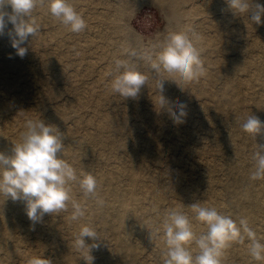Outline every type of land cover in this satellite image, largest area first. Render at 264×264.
<instances>
[{
	"label": "rangeland",
	"instance_id": "obj_1",
	"mask_svg": "<svg viewBox=\"0 0 264 264\" xmlns=\"http://www.w3.org/2000/svg\"><path fill=\"white\" fill-rule=\"evenodd\" d=\"M222 1L225 6L221 13H218L221 21L229 16L227 21L229 25H233L239 17L243 18L248 23L252 22L250 20V13L248 15L246 13L235 15L231 12V15L228 14L227 16L224 12L228 5L226 0ZM99 2L100 0H95L93 3L87 2L86 0H73L74 6L77 10H80L87 22L86 30L82 33H78L80 34V38L82 41L87 39V37L94 38L93 43L89 45L86 50L88 54L92 55V57L97 58L93 63L94 69L90 75H81L82 71L85 69L84 63L86 61L78 59L79 54L77 53V55L75 53V48L70 46L68 43H58V37L62 39L65 36L71 35V31L66 29L62 33L53 34L55 32H52V34H47L45 33V30H47V25L49 24L41 25V34L38 36L37 40L42 41L44 46H46L41 47L44 48L43 50H52L56 54L57 58L55 63L60 67L63 74L62 79H60L57 83H54L53 88L49 87V89H58L60 88V85L65 82H69L71 86H79L81 81L84 80L85 83L90 82L98 76L99 80L94 82L95 92H106V98L101 101L102 105L105 106L107 104L117 113L124 114L128 118V122L130 124L139 122V116L136 114L137 110L150 108L151 102L145 96L140 94H138L135 98H123L112 91L111 81L116 75V73L112 71L114 68V60L120 57L123 58L122 52L125 48L130 47L141 51L151 49L164 41L170 33L180 30L181 27L179 28V24H182L183 28L188 23L184 24L187 21L186 17H182L178 25L176 20H169L171 8L167 5L162 6L149 0H143L140 3H135L133 5L134 7L130 9L123 21L121 20V23H123L124 26L128 25L130 28V44H125L124 46L126 47L123 48L121 52H114L116 45L118 47V43L105 44L103 38L98 36V29L107 35H110L113 32V29L109 28L105 23H101L96 17V11H101V5ZM50 15L51 14L48 11L34 13L35 18L40 21L48 19ZM252 24L253 28L249 31L245 28H240L238 30L239 34H235L234 36L226 30L221 33L224 36V39L230 40V42L234 45L243 44V42L245 43L251 40V38L256 37V35H258L257 38L261 36L259 32L260 24ZM11 28L12 25L9 23L8 29ZM195 32L196 34H202L204 36H209V34L212 33L217 34V31H214L212 28H197V31L195 28ZM215 37L217 38V35H215ZM73 38L75 37L73 36ZM217 40L219 39L217 38ZM3 41H10L7 36V29L5 31V35L0 36V46ZM198 47L202 49L203 60L210 58L211 61L215 62L218 55L216 52L211 51L209 44L202 45L199 42ZM254 48L255 49H253L252 53H250L251 55L256 54L257 50H259L257 47ZM7 50L8 52L0 50V64L5 67L2 68L0 66V105H2V109L0 110V151L10 154L13 144L20 141L21 134L25 131V121L27 119H36L34 118V115L37 112L35 105L39 102L35 97H22L16 90L25 87V89L33 95V93L39 90L41 83L38 81V75L35 71H32L27 75L24 73L26 78L20 77L18 75V67L20 66L18 62L21 57L16 54V50L13 47H10ZM37 50V48L31 47L28 48L27 52L37 54ZM231 53H235V51ZM261 53L262 51H259L256 56ZM40 57L41 54H34L33 57L25 59L22 58L21 61L26 66H33L34 64L41 62ZM204 64L207 72L217 71L216 62H204ZM8 66H12L14 68ZM139 66L144 72H148V66L144 61H140ZM101 68L107 69L98 74V70ZM3 70L8 71V75H5ZM110 72H112V75H109ZM243 74L244 72L241 73V75ZM155 79V76H151L147 85L142 86L141 91L149 94L153 93L155 90ZM222 79L223 74H220L218 79L214 82L208 83L203 77L198 82L182 84L175 88L173 87L170 91H168V94H175L177 97L181 98L187 105V113L190 111L186 118H184V122L179 124L174 123L169 114L161 112L162 117L166 121V125L164 127L162 126V128H159L157 127L158 125L152 129L145 126L142 127V131L144 133L151 132L157 136V143L160 145L157 156L161 159L150 165H147L146 163L144 172L147 176L142 175V177L148 179L152 176L151 172H153V175L155 176L154 181L146 184L148 193L149 191L152 192V190H154V192L161 194L163 199L159 207H154L149 205V198L147 195L143 196V199L140 198L142 199L141 202L143 204L137 208L138 213L145 217L143 221L151 218L153 222L152 224H148L146 222L139 226V237L136 236L135 233L127 234V239L130 244L136 246L138 250L136 256L129 257V264H163L165 258L163 255L159 256L158 254H162L166 250V245L164 240H162L161 244L156 247L155 238L159 236H162L163 238V222L166 213L171 210L170 207H166L167 211L164 214L163 209L165 208L163 206H166L168 202L178 203L177 208L190 217L193 226H195L200 235L206 232L207 228L202 222L197 223L198 220L195 218L192 204H198L201 207L208 208L214 207L219 212L223 206L224 192L230 191L233 185L237 188V190L242 189L238 183L229 181L226 182L228 177L222 171H215L212 178L209 180V175L212 172L207 167L208 164L215 163L217 164L216 167H220L222 165L221 151H218L217 148L213 146V133H216L215 131L221 129L220 127H222V125L218 122V120H215L214 123H210L209 121L203 122L201 120V118L208 120L209 118H215V116H213L214 108L212 106L205 105L203 109H199L197 105L211 100L209 99V95L206 93L195 94L194 89L197 90L201 88L200 86L214 88L221 84ZM165 82L166 80L164 83ZM250 82V85H240L239 87L233 85L235 89L230 90V92L227 93L229 95H226L234 101L237 98L241 99L245 97L246 99L237 103V105L241 109L246 107L248 111L252 112V114L264 122V106L259 110L255 105L257 103L256 99L259 97V94L257 93H259L262 89V85L258 80ZM67 93H69L67 94V97L70 98L73 96L74 92L71 91ZM82 94L83 92L81 95ZM65 95L66 93H63V95L60 96V99H63ZM96 100L97 98L95 95L90 96V105L80 109V117L83 118L88 115L87 113L92 112L91 108L96 103ZM49 103H54V100H50ZM229 108L234 110L229 112L239 114L236 112L237 110L233 105H230ZM71 109H78V106ZM173 109L178 111V108L174 106V103ZM39 119L43 120L44 123L47 124L45 117H40ZM58 130H60L59 127ZM163 130L165 133H163ZM263 137L264 133H261L258 134L255 139L251 137L247 143H242V140L239 139L240 136H238L236 140L233 141V145L243 147L244 152L241 153L240 158H242L243 162L248 165L246 169L249 172L251 169H254L255 162L253 160V155L256 152L257 147L260 145L259 140ZM252 142H255V144H252ZM63 145H65V141H63ZM170 145L172 146L169 147ZM100 149L101 148L99 146L94 145L89 150L84 152L82 150H77L82 152V154L76 162H71L70 164L76 169L78 175H80L81 171H84L93 174L97 178L99 174L98 171L100 170L110 167L113 169L123 168L124 162L120 159V157L127 156V151L113 149L110 145L105 147L103 151H100ZM74 150L75 149L73 148L67 149L66 151L64 149L63 153L58 154L69 163V157L64 155L67 153H73ZM110 151H114V154L110 153ZM229 151L231 152L228 153L233 155L234 158L237 157L236 153H234L232 149ZM101 153H103V155ZM97 155H100L102 158L97 160L92 157ZM134 163L135 161L128 159L127 166ZM248 175L249 173H245L243 174V177L244 179H249L250 186L260 187V180L253 181L248 177ZM118 177V179H112V185L122 187L123 184L125 187L127 185L126 181L129 182L128 177L126 175ZM191 183H193L192 186H190ZM72 187L74 197L79 201H84L78 185L73 184ZM105 187V183L98 181L97 194L102 196L104 193L101 191ZM220 187L223 189L221 190ZM137 195L140 196V192L138 190ZM262 197L264 198V196L258 194V202L262 201ZM84 203L86 205L87 215L86 218L81 221L70 222L68 220V216L71 213V206H69L68 211H63L60 214H45L42 221L36 223H33L28 219L26 212L25 214L19 216L17 219L18 223L12 227L14 235L10 238H0V243H3L1 244L2 246H0V264H28V260L31 257L39 255H43L44 258L49 259L52 264H57L55 263V259H57V256L60 254L58 249L64 245L68 246L70 254L73 258L77 259L76 264L84 262L85 260L83 257H86V252L78 251L74 247L75 235L78 234L80 225L87 222V220H93L88 217L89 205L87 204V201H84ZM252 206L255 207L254 205ZM12 208L13 201L11 199L7 200L2 206H0V209L5 213H10ZM230 209L233 210V207L228 205V211L222 213L230 216L232 214L233 216V212ZM234 209L237 211L235 207ZM245 210H248V214H250L252 207L247 206ZM149 212H153V215L150 216L151 213ZM251 215H253V218L255 219V225L251 228L256 231L258 237L262 238V242H264V206L262 209L255 210V212L251 213ZM233 219L237 222L239 221V219ZM97 220V218H94L92 224L97 229L101 238L95 241L99 247L91 249L90 254L94 257L93 264H118L114 262L116 259V253L111 249L113 241L107 232L102 230L101 226L103 224ZM131 225H136V223L131 222ZM154 226H158V228L154 229ZM9 227H11V225H7L6 230ZM157 230H159L158 233ZM85 241L89 244L93 242L87 237H85ZM1 247L4 249L10 248L12 250L9 257L4 255ZM154 247H156V249L152 250ZM189 247L193 255L198 254L199 250L194 242ZM245 247H247V241L245 243L233 242L231 247L225 250L222 257V264H264V262L253 260L247 251L244 252L241 250ZM104 251H108L109 257L112 256L110 257L111 260L108 259V256L104 255ZM140 258H144L145 260Z\"/></svg>",
	"mask_w": 264,
	"mask_h": 264
},
{
	"label": "bare ground",
	"instance_id": "obj_2",
	"mask_svg": "<svg viewBox=\"0 0 264 264\" xmlns=\"http://www.w3.org/2000/svg\"><path fill=\"white\" fill-rule=\"evenodd\" d=\"M86 1L91 3L95 2V0ZM141 1L143 0H100L99 3L101 5V11H96V17L101 23H105L109 28L113 29V32L110 35H107L98 29V36L103 38L105 44H116L117 42L118 47L116 45L114 52H121L123 48L126 47L124 46L125 44H130V28L128 25L124 26V24L121 23V20L123 21L124 17L130 11V9L134 7L133 5L135 3H140ZM149 1H154L155 3H158L162 6L167 5L170 7L171 13L169 14V20H176L177 25L179 24V21L182 17H186L187 21L184 24H192L193 27L196 28V31L197 28H212L214 31H217V34L212 33L209 34V36H204L202 34L197 35L201 37L200 43L202 45L209 44L211 51L216 52L218 55L217 59H215L217 71L207 72L206 76L204 77L205 81L208 83L214 82L216 79H218L220 74H223L222 82L220 85L214 88L200 86L201 88L197 90L194 89L195 94L206 93L209 95V99L211 100L209 102L197 105L199 109H203L205 105L212 106L214 108L213 116H215V118H209V120L201 118V120L203 122L209 121L210 123H214L215 120H218V122L222 125V127H220L221 129H218L215 131L216 133H213V146H215L218 151H221L222 165L220 167H216L217 164L215 163H207V167L212 172L209 175V180L212 178L215 171H222L228 177L226 182L229 181L238 183L242 189L237 190V188L233 185L230 191L224 192L223 206L219 212L222 213L228 211L227 208L229 205L233 207V210L230 209L233 212V216L231 214L232 218H246L249 226L252 227L255 225V219L251 213L255 212V210L262 209L264 206L263 197L262 201L258 202V194L264 196V180H260V187L250 186L249 179H244L243 174L249 173L248 177L250 178L254 169H251L249 172L246 169L248 165L243 162L242 158H240L241 153L244 152L243 147L233 145V141H235L238 136H240L239 139L242 140V143H247V141L250 140L251 136L242 129V124L245 122L246 118L252 114V112L248 111L246 107L241 109L237 105V103L244 101L246 99L245 97L241 99L237 98L234 101L232 98L227 96L229 95L227 93L230 92V90L235 89L233 85L236 87H239L240 85H250V81L258 80L262 85V89L259 93H257L259 94V97L256 99L257 103L255 105L259 110L264 106V15L261 16L262 23L260 24L259 29L261 36L257 38L258 35H256V37L251 38V40L245 43L243 42V44L234 45L232 42H230V40L224 39V36L221 32L226 30L229 31L232 36H234L235 34H239L238 30L240 28H245L249 31L251 28H253L252 23L254 22L248 23L246 20L239 17L236 19V22L233 25H229L227 23L229 18L228 14L232 12L229 7H227L224 12L228 17L221 21L220 15L218 13H221L225 6L223 5L222 0ZM71 2L73 3V0H71ZM253 3H259L264 6V0H253ZM77 11L80 12V10ZM35 12H47V10L45 8H37ZM37 21L40 23V25L49 24L47 25V30H45V33L47 34H52V32H55L53 34H58L68 29L67 27L60 24L52 15H50L46 20L40 21L38 19ZM179 25V28L181 27L182 29V24ZM40 32L32 38L29 37L28 41L25 42L24 47L27 49L31 47L37 48L38 53L34 54H41V62L34 64L33 66L24 65V63L21 61L22 58L25 59L34 56V54L30 52H27V54L24 57H21L20 61L18 62L20 65L18 67V75L20 77L26 78L25 74L27 75L32 71L37 72L38 81L41 83L39 90L33 93V95L27 91L25 87H22L23 89L20 88L16 91L22 97H35L38 99L39 102L37 105H35L37 112L35 113L34 118L38 119L40 117H45L47 124H51L57 129L59 127V131L63 134V141H65V151L70 148L75 149L73 153H67L64 155L69 157V163H74L80 158L82 152L77 150H82L84 152L89 150L94 145L99 146L101 148L100 151H103L105 147L110 145L113 149L124 150L128 152L126 153L127 156L120 157V159L124 162L122 169H113L110 167L98 171V181L106 184V187L101 191L104 194H102V196L98 195L105 200V205L103 208H100L97 205L95 199L89 198L87 200V204L89 205L88 217L89 219L93 220L87 221L93 222L94 218H97V221L103 224L101 226L102 230L107 232L113 241L111 249L116 253V259L114 262L118 264H129V257L136 256L138 250L136 246L130 244L129 240L127 239V234L135 233V235L139 237V226L146 222L148 224H152L153 222L151 218L148 220L145 219V221H143L145 217L138 213L137 208L143 204L141 202V200L144 198L143 196L147 195L149 198V205L154 207H159L163 199L161 194L154 192V190H152V192L149 191L150 195L148 193L146 184L148 182L154 181L155 176L153 175V172H151L152 176H150L148 179L142 177V175L147 176L144 172L146 163L147 165H150L161 160L157 156L160 148V145L157 143V136L151 132L144 133L142 131V127L145 126L149 129L154 128L156 125H158L157 127L159 128H162V126L164 127L166 125V121L162 117V113H169L165 109H159L158 105L155 106L154 103L156 102L158 95L155 90L151 94L144 93V91L140 90L139 94L150 100L151 107L146 109H138L136 114L139 116L140 121L130 124L128 122V118L124 114L117 113L107 104L105 106L102 105L101 101L106 98V92H95L94 82L99 80L98 76H96V78L90 82L85 83L84 80L81 81L79 86H71L69 82H65L62 83L58 89H49V87L53 88L54 83H57L60 79H62L63 74L60 67L55 63L57 58L56 54L52 50H43L44 48H41L44 46V43L40 40H37L38 36L41 34ZM71 33V35L65 36L62 39L58 37V43H68L70 46L75 48V53L79 54L78 59L86 61L84 63L85 69L82 71L81 75H90L94 69L93 63L97 58L92 57V55L88 54L86 50L88 49V46L93 43L94 38L87 37V39L82 41L80 34H75L73 32ZM215 35H217V38L220 41L217 40ZM73 36L75 38H73ZM10 47H12L10 41H3L0 46V50L8 52L7 49ZM254 47L259 49L257 50L256 54L259 51H262L263 54L261 53L258 56H256V54L251 55L250 53H252L253 49H255ZM234 51L235 53H231ZM204 62L215 63L211 61L210 58L204 60ZM0 66L5 68L1 64ZM106 69L107 68L99 69L98 74L102 73ZM3 72L5 75H8L9 73L6 70H3ZM242 72H244L243 75H241ZM163 75L168 76L169 74L164 73ZM171 79H174L176 82ZM180 85L182 84L178 76L175 74H173L170 79H166V82L164 83L163 95L170 102V106H173V102H183V100L177 97V95L168 94V91H170L173 87L175 88ZM71 91L74 92L73 96L68 98L67 94L69 93L67 92ZM82 92L83 94L81 95ZM63 93H66V95L63 97V99H60V96L63 95ZM92 95L96 96V103L91 108L92 112L87 113L88 115L82 118L80 117V109L90 105L89 99ZM50 100H54V103L50 104ZM230 105H233L237 110L236 112L239 114L229 112L234 111L233 109L229 108ZM75 106H78V109H71ZM1 109L2 105H0V110ZM189 112L190 111H188V113ZM163 133H165L164 130ZM259 141L260 145L264 144V137ZM252 144H255V142H252ZM171 146L172 145L169 147ZM231 149L234 153H236V158L228 153L231 152L229 151ZM110 153L114 154V151H110ZM101 154L103 155V153ZM92 157L96 158L97 160L102 158L100 155ZM128 159L135 161V163L127 166ZM123 175H126L129 179V182L126 181L127 185L125 187L123 184L122 187L113 186L112 179H118V176ZM192 185L193 183L190 184V186ZM220 189L222 190L223 188L220 187ZM137 190L140 192V196L137 195ZM252 205H254L256 208ZM247 206L252 207L250 214H248V210H245ZM163 207L165 208L163 209L165 214L167 211L166 207H170L171 210L177 209L178 203L168 202L166 206ZM234 207L237 209V211L234 209ZM23 209H25V204L23 201L13 202V208L10 213H5L0 209V238H10L12 235H14L12 227L18 223V217L25 214V210ZM149 213H151L150 216L153 215V212ZM131 222L136 223V225H131ZM197 223L200 222L197 221ZM7 225H11V227L6 230ZM193 227L196 234L199 235V232L196 230L195 226ZM157 228L158 226L154 229ZM162 240V236L155 238L156 247L161 244ZM1 244L3 243H0V246H2ZM156 247H154L152 250H155ZM2 249L4 255L9 257L12 250L10 248ZM241 250L246 252L247 247L242 248ZM108 251H104V255L108 256ZM58 252L60 254L57 256L58 258L55 259V263L76 264L77 259L73 258V256L70 254L68 246L64 245L63 247H60ZM158 255L162 256L163 253ZM110 257L108 256L109 260H111ZM81 264H86V262H81Z\"/></svg>",
	"mask_w": 264,
	"mask_h": 264
},
{
	"label": "clouds",
	"instance_id": "obj_3",
	"mask_svg": "<svg viewBox=\"0 0 264 264\" xmlns=\"http://www.w3.org/2000/svg\"><path fill=\"white\" fill-rule=\"evenodd\" d=\"M226 3L234 14L250 13L252 22L257 25L262 23L264 6L261 4L253 3V0H226ZM37 8H45L73 33H82L87 28L83 14L76 10L71 0H0V36L5 35L7 29L11 46L20 57L27 54L28 49L23 45L29 37L41 31V25L34 16ZM9 23L11 29H8ZM200 41L201 37L196 34L193 25L186 24L151 49L141 51L125 48L123 58L114 60L112 71L116 75L111 81L112 91L123 98H135L150 77L155 76V91L158 93L155 106L167 110L174 123H183L188 114L187 105L173 102L178 111L170 106L163 95L164 81L175 74L181 84H190L206 76L202 49L198 47ZM140 61L147 64V73L139 66ZM164 73L169 75L165 76ZM242 129L255 139L258 134L264 133V122L250 114L242 124ZM63 150V134L56 127L39 118L27 119L25 131L20 141L13 144L10 154L0 151V206L9 199L13 202L23 201L26 215L33 223L42 221L45 214L68 211L69 206L70 222L84 220L87 215L84 201L89 198L95 199L97 205L103 208L105 200L97 194V178L84 171L78 175L70 163L58 156ZM253 160L254 171L250 179L264 180V144L257 147ZM73 184L78 185L84 201L74 197ZM192 209L196 220L202 222L207 231L197 236L187 214L178 208L169 210L163 222V240L166 245L163 264H222L224 252L233 242L246 241L250 257L264 262V242L249 226L246 218H240L237 222L214 207H201L198 204H192ZM85 237L93 242L86 243ZM100 238L91 221L80 225L74 247L86 252V257H83L86 264H93L91 249L99 247L95 241ZM193 242L199 250L196 255L189 247ZM28 264L52 262L39 255L31 257Z\"/></svg>",
	"mask_w": 264,
	"mask_h": 264
}]
</instances>
